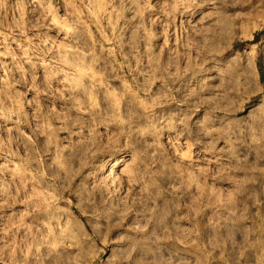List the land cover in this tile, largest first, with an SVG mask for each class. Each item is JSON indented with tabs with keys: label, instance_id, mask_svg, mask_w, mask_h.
I'll return each instance as SVG.
<instances>
[{
	"label": "rangeland",
	"instance_id": "1",
	"mask_svg": "<svg viewBox=\"0 0 264 264\" xmlns=\"http://www.w3.org/2000/svg\"><path fill=\"white\" fill-rule=\"evenodd\" d=\"M261 109L264 0H0V264H264Z\"/></svg>",
	"mask_w": 264,
	"mask_h": 264
},
{
	"label": "bare ground",
	"instance_id": "2",
	"mask_svg": "<svg viewBox=\"0 0 264 264\" xmlns=\"http://www.w3.org/2000/svg\"><path fill=\"white\" fill-rule=\"evenodd\" d=\"M77 68V70L79 72H81L82 74H85L86 71H90V72H93L94 71V64L93 63H89L87 61H82L81 63L79 64H76L75 65ZM148 66V67H147ZM147 66H143V68L147 67L149 68L151 65H147ZM153 67V70H155V72L157 73H164L165 74V81L166 82H169V83H173L175 82L176 85H178V88L179 90L183 93V92H186L188 91L189 94H187L188 96H191L192 92L190 91V86L192 85L193 82H198L197 80V77L195 76L196 74V69L193 68L191 65H184L183 67H181L180 64H171V63H167V64H163V63H158V64H155L154 66H151ZM171 71H174V72H171ZM201 72V71H199ZM187 73V74H185ZM171 74V78L168 77V75ZM182 74H185L182 76ZM77 87H78V94H81L80 96L84 97L83 100L84 102H88L89 99H90V96L93 94L87 86H82L80 84V82H77ZM178 90V91H179ZM204 92H208L210 93V89L209 87H204ZM173 92V87L171 88V90L168 91L169 94H171ZM203 92V93H204ZM126 93L127 91L124 90L123 93L119 96L115 95L114 93H106V96H103L105 102H106V108H104L107 111H112L114 112L115 108L114 106H116V102H117V99L119 98L120 100L122 99V97L125 98L126 96ZM138 95V94H137ZM87 96V98H86ZM125 102V101H124ZM83 102L80 101L78 105L82 104ZM203 105H206L207 104V100H202L201 102ZM261 113H259V116L257 117V120L254 124L255 127H259V125H261L262 122H264V110L261 109ZM130 111L133 115H135V118H136V123H142L143 126H144V132H148L147 130H149V123L147 121V118H145L143 116V112L141 110H139L136 105H132L130 107ZM68 112H72V110L68 111ZM130 114H128L129 116ZM124 117H126L125 114H123V111H121L120 113H114V116H112V120L110 125H109V129H117L118 130V134H121L123 130H126V125H125V122L123 121ZM75 121H79V123H82L79 119L78 120H75ZM98 123H100L99 121H97L96 119L94 120ZM128 121V120H127ZM210 118L208 116V114H205L204 115V119H203V131H204V135H207V129L209 127V124H210ZM126 134H129V132H126ZM194 152V151H192ZM81 153V152H80ZM123 158L119 157L117 158L116 162H120ZM158 180V183H154L155 185V188L157 189L156 191V194L155 195H158L160 194V191H159V187L162 186V180L161 179H157ZM206 204H209V202L211 201V199L209 197L206 196ZM158 206V217H160L161 214H169L171 213V210L169 209L168 206H163V203H160L158 202L157 204ZM157 213V212H156ZM161 222V221H160ZM159 222V223H160ZM158 224V226H160ZM72 226L70 225V228L75 226L74 222H71ZM155 231H157V228H155Z\"/></svg>",
	"mask_w": 264,
	"mask_h": 264
}]
</instances>
